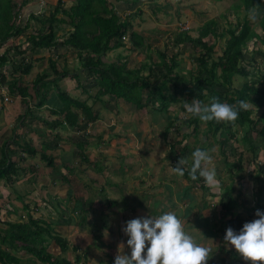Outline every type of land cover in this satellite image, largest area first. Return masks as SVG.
<instances>
[{"label": "crops", "instance_id": "0c3cea01", "mask_svg": "<svg viewBox=\"0 0 264 264\" xmlns=\"http://www.w3.org/2000/svg\"><path fill=\"white\" fill-rule=\"evenodd\" d=\"M161 1L145 0L144 4L156 11L160 8ZM168 2L171 0L166 1L165 4L168 5ZM44 3L36 0L28 3L27 8L22 11V14L20 13L22 17L20 20L28 21L31 16L36 15L34 13L43 12L41 10L45 8ZM117 4L125 9V11H117L122 19L129 20L130 17L141 13L137 12L135 4L114 1V5L117 6ZM140 7L142 11V5ZM162 12L167 13V11ZM179 13L177 11L176 14ZM176 14H174L175 17H177ZM181 22L175 27V23L169 26L177 29L178 32L173 31L171 41L162 40V44L142 33L141 29H136L135 31L144 35V43L133 49L130 38L124 39V45L121 47L128 48V51L121 53V47L108 51L107 62L114 63L118 69H121L120 76L131 79L146 78L152 73L154 75L152 79H154L163 71L157 51L167 50L170 53L177 52L179 58H182L179 61L180 69L181 62L186 63L193 59L187 50L190 48L189 44H175L174 41V37L181 30L188 28H182ZM32 27H37V24L32 23ZM190 29L195 30V28ZM187 31L190 32V30ZM19 37L17 42L12 43L14 39H11V42L7 43L11 48L8 50L10 52L24 49L26 51L24 54H28L27 57L25 56L26 61H30L33 68L34 64L37 65L36 60H41L33 56V50H41V48L30 49L27 36ZM20 43V47L16 48L15 46ZM182 44H187L186 50ZM164 45L168 47L164 48ZM62 47L66 46L62 45ZM182 48L185 51L182 52ZM1 51L4 54L5 50H2V46ZM66 52L75 53L71 64L68 59L65 60L66 55H62L64 58L59 60L60 56L56 54L50 56L49 61L45 63V67L50 64L51 69L35 73V77L38 73L45 74V85L33 86L34 77L28 85L27 95L21 96L17 92L10 93L8 90L11 94V96L10 94L8 97L5 96L8 100L3 101L0 97V158L4 151H8L10 160L17 168L13 181L10 183L0 179V196L2 199L6 198L7 203L1 210L10 216L17 215L20 210L26 215L28 212H36L52 227L57 225L64 229L68 228L70 235L68 240L71 238L72 242H69L75 247V250L71 247L70 250L73 253L84 254L85 264L88 263V257L97 258L100 261L99 264H114L121 242H125L123 251L130 254L131 249L126 245L128 237L123 230L127 220L137 216L175 211L183 220L185 230L194 236L196 242L212 249V256L207 260V264H218L217 257L220 253L218 250L221 249L217 248L218 245L221 246L219 243L221 237L218 236L224 237L219 229L220 205H218L217 215L213 212L216 208L209 197L215 200L217 194H220L218 196L220 200L224 194L227 184L223 183V179L221 181V173L225 179H229V187L234 184L235 188L237 180L235 174L239 172L242 162L237 160L236 165L223 161L224 166H217L219 163L213 159L212 166L217 169V175L221 181L218 189L207 185L203 177L193 182L184 175L179 176L173 171L177 156L171 153L173 147H177V150L184 145L188 147L186 155L181 158L187 160V166L190 167L193 150L196 147L205 146L201 145V142L196 145V138H202L200 132L196 136L189 135L191 129L189 127L192 125L186 121L188 116L183 114L186 111L184 104L188 103L189 98L177 95V98L164 109H158L153 103L144 100L147 104L138 109L134 103L122 97H114L109 93L101 94L96 73L88 74L85 76V81H82L81 75L79 78L80 71L85 69L82 66V57L68 47L61 53ZM22 59L23 57L19 62ZM52 66H55L57 73ZM58 71H66L68 75L61 76ZM192 72L195 73V71ZM189 73L190 71L179 72L185 76ZM28 74H23L22 77ZM74 74H76L75 77L72 76ZM62 81H68L70 85L61 84ZM56 85L69 96L86 101L91 107L92 116L96 118L89 120L81 109L71 107V110L78 114V125L71 126L63 121L58 126H53L56 120L63 118L59 113L63 103L56 98ZM167 85L169 86L168 81ZM7 86L9 87V82ZM147 90L145 88L142 91L143 95ZM2 92L7 95L5 91ZM191 102L192 100L189 103ZM153 109L167 111L168 126L163 124L165 121L154 118ZM200 129L203 131L206 128ZM46 134H51L50 139L53 141L57 140L56 147L51 150L52 153L44 152L52 157L53 163L50 165L41 157L38 150L31 154L26 146L38 149L37 144L41 147L42 143H46L41 140V143L40 141L35 143L38 136L43 137ZM80 140L84 141V144L78 147L77 143ZM81 153L86 157L85 160L82 159ZM245 154L250 156L249 151ZM250 166L249 163V172L252 169ZM221 167L224 170L221 171ZM45 211L52 217H43L46 215ZM81 211L85 213V221L78 223ZM19 217L22 218V215ZM69 219L70 222H67ZM17 221L25 220L19 218ZM216 223H218L217 227L214 226ZM221 247L223 249V246Z\"/></svg>", "mask_w": 264, "mask_h": 264}, {"label": "trees", "instance_id": "16d2710c", "mask_svg": "<svg viewBox=\"0 0 264 264\" xmlns=\"http://www.w3.org/2000/svg\"><path fill=\"white\" fill-rule=\"evenodd\" d=\"M30 1L0 0V46L4 43H10V40L17 36L24 35L27 36L30 49L49 48L55 44V24L59 22L60 24L70 25L73 27V30L61 41V45L78 52V55L82 57V66L88 71V74H97L96 77L101 94L109 93L114 97H122L134 103L138 109L143 108L147 104L145 102H151L154 104V107L164 109L170 102L177 98L176 95L187 97V99L189 98L188 101L195 98L203 100L206 103L211 102L212 97H218L222 101L237 105V107H239L238 102L243 99L246 101L247 106L251 104L257 109L264 107V87H261L262 84H260L257 77L245 79L239 87L232 85V77L234 75L248 77L251 75L250 68L256 69L258 67V58L255 56L247 58L244 50L248 43L251 41L254 42V39H257V37L264 44V0H240L234 3L231 8V10L235 9L237 12L242 8L246 14L255 9L257 15L260 14L258 22V27L261 30L260 36L257 35L250 19L246 18V16H243L242 19L237 17L233 27L224 29L228 35V39L221 49L222 53L218 54L214 50L215 43L213 41L211 42V40L208 42L205 39L206 37L210 38L209 36L218 39L219 35L223 34L219 33L216 19L209 20L199 27L197 36L191 35L187 30H181L174 37L175 44L187 43L193 52L194 48H199L198 51H195L198 54L195 58L198 62V69L195 73L190 72L187 76L185 74H179L176 71V68L179 66V55L177 52L170 53L167 50H159L157 51V56L161 60L160 65L163 67V71L159 77H155L154 79H152L154 76L152 73L146 78L137 77L131 79L130 77L120 76L119 72L121 69H118V66L114 63H108L106 59L108 51L124 45L123 37L130 27L129 20L122 19L118 15L114 1L135 4L137 5V12H141L140 5L142 0H75L67 8L63 6L64 0H58L53 12L50 11V14L48 16L46 15L45 19H40L39 15V17L32 16L35 21L37 20L42 23L45 28L43 26L42 28L32 27L33 22L27 20L23 25L18 23L20 11ZM59 11H63L68 20L64 17L58 18L56 13ZM237 15L239 16V14ZM222 17L230 25L232 24L227 18V15L222 14ZM130 40L133 44V49H135L144 43L145 37L142 33L132 30L130 32ZM21 43L15 47L19 48ZM7 47H9L8 44ZM8 52L9 50L6 49L4 54L0 56V68L6 62ZM18 52L24 54L26 51L23 49ZM257 53L264 56V49L262 51H255V54ZM26 57H23L17 66L21 75L28 74L32 68V64L30 61H26ZM52 67L57 73L55 66ZM58 74L61 76L68 75L66 71H58ZM72 76L75 77L76 74ZM5 77V74L0 73V85L5 80ZM20 77L14 78L9 83L8 88L10 93L17 92L21 96H25L29 92V87L20 81ZM44 79L45 74L38 73L33 82V86L45 85L46 82H44ZM167 81L169 85L171 84L173 86V92L165 91L169 88ZM145 88L148 90L143 95L142 91ZM58 96L63 103V107L59 111L63 118L56 120L53 126H58L63 121L71 126L78 125V114L72 111L71 107L81 109L89 120L96 118V116H92L91 107L86 101L73 98L62 90L59 91ZM252 113L253 109L251 107L240 108V114L234 121H203L198 116L190 114L186 118L188 124L192 125L189 127L191 128L189 135L193 134L196 136L200 132L202 138L199 139L205 140L209 138L210 134L218 132L221 138L223 136V139H217V141L221 145V154L225 155L224 161L226 162L228 157H226L227 151L224 149L226 147L225 144L228 145V142L235 140L237 137V132L233 130L234 125H239V127H255L262 121V117H264V111L256 118L252 116ZM201 122H206L207 125L203 131L200 129ZM257 132L264 135V125ZM238 138H241L240 135ZM242 140L249 145V150L245 147L244 149L251 152L253 156L252 158L250 157V161L254 165L253 172L255 171L253 173L255 176H253L260 183L252 208L255 211L257 209L264 210V203L260 202V193L264 188V160H258L260 150L257 151V149L260 148L259 143L252 140L247 133L242 137ZM83 144L84 141L82 140L77 143L78 147ZM26 146L31 154H34L38 150L32 146ZM201 147L206 148V146ZM176 148L173 147L171 151L172 154L177 155L175 157V166L180 158L185 156L188 151L186 145L178 148L179 150ZM243 152L238 151L237 160L240 162H242ZM41 157L47 161V164L50 165L53 163L52 157L46 155V153L41 152ZM81 157L84 160L86 158L82 153ZM184 167L186 169L190 168L187 164ZM16 171L17 168L14 162L10 160L8 151H4L0 158V179L7 180L10 183L13 181V175ZM184 176L193 182L198 180H193L187 170ZM240 177L239 175L236 182L240 180ZM233 189L234 184L231 185L230 191L223 194L219 200L221 216L219 229L223 232L224 237L226 229L229 226L238 231L245 222L241 213L234 214V211L239 207V199L232 195ZM247 209L249 211V208ZM83 216L82 213L79 214L80 221L78 223L85 221V217ZM67 222H70V219ZM6 224V228H0V264H79L82 261V257L85 258V255L81 253H76V255L71 254L72 259L66 256L65 252H68L69 247L73 250H75V247L63 235L53 233V227L49 222L42 217H33L31 212L27 213V219L25 221H7ZM46 238L53 240L59 246V253H53L47 249L48 247L45 243ZM3 245H6L7 248ZM19 250L31 253L37 262L22 260L21 257L15 254ZM256 264H264V260L258 261Z\"/></svg>", "mask_w": 264, "mask_h": 264}, {"label": "rangeland", "instance_id": "374dc122", "mask_svg": "<svg viewBox=\"0 0 264 264\" xmlns=\"http://www.w3.org/2000/svg\"><path fill=\"white\" fill-rule=\"evenodd\" d=\"M20 1V0H19ZM33 0H31L30 2H32ZM37 2L40 3H44L45 8L42 9L41 11L43 12H37L34 13L36 14L34 17H39L40 19H45L46 15L48 16L50 14V11L53 12L54 6L57 4V0H36ZM75 0H64L63 6L64 8L69 7L70 5H72L74 3ZM166 1L168 0H162L161 1V6L158 10L153 11L151 9H149V6L145 5L144 2L145 0H143V4L142 8L143 10L141 11V13L136 14L132 17L129 18V22L131 23V26L129 27V30L126 32L125 36L123 37V39H129L130 38V32L132 30H136V29H141L142 33H144L147 36H150L151 38H153V40L155 42H161L162 44V40L164 41H171L172 38V33L173 31L178 32L177 29L175 28H170L169 26L172 23L174 24V27L176 26V24H180L181 21V25L182 28H187L186 30H190V34L193 36H197L198 34V29L199 27L202 26V24L205 21L208 20H212V19H216L219 23L218 25V29H219V33H223L221 35H219L218 39L212 38L211 36H209L210 38L206 37L205 39H207V41L209 42V40H211V42L213 41L215 43V47L214 50L218 53L221 54L222 53V48L224 47L226 40L228 39V35L227 33L224 31V29L228 28V27H233L236 23L237 17H239L240 19L243 18V16H246V18L250 19L252 26L255 28L257 35L260 36L261 34V30L258 27V22H259V17L260 14L257 15V12L255 9L249 11L247 14L244 12V10L241 8L238 12L237 10H231L232 5L236 2H239L240 0H171V2H168V5L165 4ZM29 2V3H30ZM157 3V2H156ZM33 5V4H32ZM28 4L25 5L20 11V13L22 14V11H24L25 8H27ZM116 10L117 11H125V9H122V7L117 4V6L115 5ZM37 8V7H36ZM162 11H167V13H164ZM176 11V12H175ZM177 11H179L180 13L177 15ZM136 12V11H135ZM129 13V12H126ZM32 14V15H34ZM174 14H176L177 17L174 16ZM222 14L227 15V18L230 20V22L232 23L231 25L226 21L225 18L222 17ZM239 14V16L237 15ZM39 15V16H38ZM56 16L58 18L64 17L67 19L66 15H64L63 11H59L56 13ZM33 17V18H34ZM32 18V16L28 19V21H32L34 24H37V27L42 28V26L45 28V26L40 23L39 21H35ZM238 18V19H239ZM68 20V19H67ZM18 23L20 25H23L25 23L24 21L19 20ZM47 25V24H46ZM190 28H195V30H191ZM55 30H56V38H55V44L52 45L49 48H41L40 49H34L33 50V56H37L39 57V59L41 60H36L37 65L34 64L31 72L27 75V76H23L21 75L19 69L17 68L16 65H18L19 60L21 57H25L28 54H21L19 53L17 50H11L10 52H8V58L6 60V62L1 66L0 68V73H5L7 76L5 77V80L2 81L1 85H0V97L1 99L4 100H8V98H5L9 96V92H8V82L10 83V81H12L14 78H18L20 77V81H22V83H24L25 85H29L30 81L32 78L35 77V73L39 72V71H44L45 69L49 70L51 69V65L47 64L45 67V63H47V60L49 61V57L52 55H56L58 54L59 60H62L64 57L62 55H66L65 60L68 59L69 63L71 64L75 53L73 52H66V53H61V52H65V48L62 47L61 45V41L63 39H65L69 32L73 30V27L70 25H64V24H60L59 22H57L55 24ZM172 30V31H171ZM259 33V34H258ZM25 37V36H24ZM20 37L17 36L16 38H14V41H18ZM23 39V38H22ZM253 40V39H252ZM183 47L185 48V50L187 49L185 47V45L187 44H182ZM11 46V45H10ZM169 46H171V44H169ZM168 47L164 45V48ZM182 47V46H181ZM184 48H182V52L184 50ZM6 49H11L10 47H7V44H3L2 45V50H6ZM121 53H125L126 51H128L126 47H121ZM131 49V48H129ZM264 49V44L261 43L260 38L257 37V39H254V42L251 41L248 43L247 47L245 48V52H246V56L247 58L255 56L258 58V67L255 68H250L251 70V75H249L248 77L245 76H241V75H234L232 77V81H233V86L234 87H239L241 82L245 79L247 80L248 78H254L257 77L260 81L261 87H264V56L260 55V53L255 54V51H262ZM184 50V51H185ZM187 50H189V55L192 56V61L190 62H186L183 63L181 62L180 66L181 68L179 69L178 67L177 69V73H184V72H192V71H196V69L199 67L198 66V62L197 60H195V58L197 57V52L199 48H194V52L193 50H191L190 48H188ZM44 52V53H43ZM180 53V50L178 51ZM26 53V52H25ZM182 58H179V61H181ZM13 61V63H11ZM82 71H84V73H82ZM80 75L83 77L81 80L85 81V76H88V73L85 69H82L79 73V78ZM70 78V75H69ZM262 79V81H261ZM69 82L68 81H62L61 84H65L67 85ZM70 85V84H68ZM56 91V98L59 101V89H61L59 86L56 85L55 87ZM5 91L7 93V95L2 92ZM165 91H169V92H173L174 88L173 86L170 84L169 88L166 89ZM11 96V94H10ZM177 96V95H176ZM185 99V98H183ZM181 100V99H179ZM2 101V102H3ZM191 100H189L188 102H190ZM171 103V102H170ZM247 107H251L253 109V113L252 116L253 117H258L263 111H264V107L263 108H259L257 109L256 107H253L251 104H248ZM153 116L156 120H162L163 122L165 121V126H168L169 123H167L166 121V115H167V111L165 110H158V109H153L152 110ZM183 114L185 116H190V114H187L186 111L183 112ZM264 125V117H262V121L258 123V125H256L255 127H249V126H245V127H239V125H234L233 130L237 132V137L235 138V140H232L230 142H228V145L225 144V150L227 151V157L228 159H226V162L228 160V163H234L237 165V159H238V151H244L243 154L244 156H242V164H241V168L240 170H238L239 172H237L235 174L236 178L238 179V176L240 175V180L238 182H236L235 184V188L232 190V195L236 198L239 199V207L234 211V214L236 213H241L242 214V218L243 220L249 221V220H253L256 218L257 213L254 210V208H252L254 206L255 200H256V191L259 189L260 187V183L258 181L255 180V174H253V168L254 165L253 163L250 161V157L252 158V154L250 152V156H248V154H245L247 152V150H249V145L246 144V142L244 140H242V137L247 133L249 135V137L254 140L255 142L259 143V147L257 149V151H259L258 153V160L259 161H263L264 160V135L259 134L257 131L260 130L261 126ZM205 129L207 126L205 124V122H201V126L200 128ZM224 135V134H223ZM240 135V139L238 138V136ZM36 136V135H35ZM227 136V133H226ZM192 137V136H191ZM51 138V134H46L43 137L38 136L37 140L35 143H38V141H44L46 143H42L41 147L39 144H37V148L38 151L41 152H51V150H54V148L56 147L57 143H55L56 141H53ZM217 139H223V136L221 138V135L217 132L212 134L211 136H209L208 139L205 140H200L198 138H196V145L199 144V142H201V145H205L206 149L210 150V153L212 156H214L213 158L215 159V161L219 164H217V166L219 165H223V157L225 155H222L221 153H219V151L221 152V145L218 143ZM200 140V141H199ZM41 141L39 143H41ZM212 142V143H210ZM190 144L192 145V142L190 140ZM45 145V146H44ZM35 147V145H33ZM201 147V146H200ZM244 147L247 149L245 150ZM189 150H191V148L189 147ZM52 153V152H51ZM38 155H40L38 153ZM222 161V162H221ZM221 163V164H220ZM250 163V168H252L250 170V172L248 171V164ZM229 165H234V164H229ZM224 166V165H223ZM222 167H221V171H222ZM224 170V169H223ZM254 175V176H253ZM220 179L222 181L223 179V183L227 184V186L225 187V192L230 191V181L229 179H225L224 175L221 173L220 174ZM213 189H218V186L216 187H212ZM208 192V190L206 191ZM220 194H217V198L215 200H213L214 198L209 197V200H211V202L213 203V206L216 208L215 214L218 215V209H219V196ZM261 195V196H260ZM260 199H261V203H264V188L262 189L261 193H260ZM213 196H215V194H213ZM3 200V201H2ZM6 198H3L0 196V228H6L7 224L6 222L9 221H17V219H22V220H26L27 219V215L20 210L17 215L15 216H10V215H6L4 211L1 210V208H5V206L7 205L6 203ZM212 206V204H211ZM249 208V211L248 209ZM8 209V208H6ZM46 211H50V210H46ZM45 211V214L43 217L46 218H51L52 215H47V212ZM2 212V215H1ZM80 213H82L85 217V213L83 211H81ZM33 217H41L39 214L32 213ZM19 215H22V218L19 217ZM69 216H72L71 214H69ZM45 219V218H44ZM208 222V220H207ZM214 226H218V223H216ZM68 228L64 229L63 227L57 226L55 225V227H53V233H58L63 235L64 237H66L68 239V237L70 236L68 231ZM221 237L219 239V243H221V246H223V249L220 245H218V264H224L225 262H227V264H253V262L250 259H245L236 249L233 245H231L229 242L225 241L223 236H218ZM70 242H72V239L70 238L69 240ZM45 243L48 247V250L50 252L53 253H59L60 252V248L59 246L51 239H45ZM84 245V244H83ZM4 247H6V245H3ZM70 246V245H69ZM7 248V247H6ZM16 255H18L19 257L22 258V260L24 261H28V262H32V261H36L35 257L29 253L26 252L24 250H19L17 252H15ZM71 254H76L73 253V251L71 252L70 247L68 252H65V255L68 256L69 258L72 259ZM74 257V256H73ZM88 259V263L87 264H99L100 261H98L97 258L92 259L90 257L87 258ZM263 261V260H262ZM258 262V261H257ZM79 264H85V258L82 257V261L79 262Z\"/></svg>", "mask_w": 264, "mask_h": 264}, {"label": "clouds", "instance_id": "9594fccd", "mask_svg": "<svg viewBox=\"0 0 264 264\" xmlns=\"http://www.w3.org/2000/svg\"><path fill=\"white\" fill-rule=\"evenodd\" d=\"M238 103L239 107L218 97H212L209 103L193 98L184 107L187 114L198 116L203 121H234L240 114V108L247 107L243 99ZM191 155L190 168L186 169L184 165L188 161L180 158L177 165L173 166V171L183 176L187 170L193 180L203 177L207 185L218 186L221 181L217 169L212 166L214 158L210 150L196 147ZM256 213V218L244 222L238 231L229 226L224 237L253 264L264 260V210L257 209ZM123 230L128 237L126 245L131 251L130 254L123 251L125 242H121L114 264H207L212 256V249L196 242L194 236L185 230L183 220L175 211L131 218L126 221Z\"/></svg>", "mask_w": 264, "mask_h": 264}, {"label": "built area", "instance_id": "2783aa9c", "mask_svg": "<svg viewBox=\"0 0 264 264\" xmlns=\"http://www.w3.org/2000/svg\"><path fill=\"white\" fill-rule=\"evenodd\" d=\"M21 15H18V19H21ZM2 55V52L0 51V56Z\"/></svg>", "mask_w": 264, "mask_h": 264}]
</instances>
